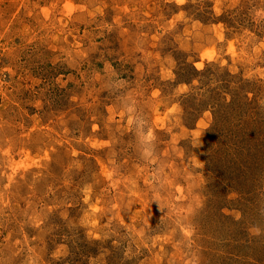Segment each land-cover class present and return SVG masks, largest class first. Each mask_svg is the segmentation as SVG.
I'll use <instances>...</instances> for the list:
<instances>
[{"label":"rangeland","instance_id":"obj_1","mask_svg":"<svg viewBox=\"0 0 264 264\" xmlns=\"http://www.w3.org/2000/svg\"><path fill=\"white\" fill-rule=\"evenodd\" d=\"M0 264H264V0H0Z\"/></svg>","mask_w":264,"mask_h":264},{"label":"clouds","instance_id":"obj_2","mask_svg":"<svg viewBox=\"0 0 264 264\" xmlns=\"http://www.w3.org/2000/svg\"><path fill=\"white\" fill-rule=\"evenodd\" d=\"M121 105L128 116L130 128L134 131L137 144L142 158L149 159L155 155L156 134L150 127L148 120L141 114L134 98L130 96L121 97ZM255 235H260L261 230L255 228Z\"/></svg>","mask_w":264,"mask_h":264}]
</instances>
